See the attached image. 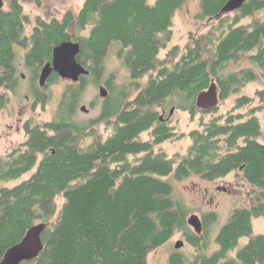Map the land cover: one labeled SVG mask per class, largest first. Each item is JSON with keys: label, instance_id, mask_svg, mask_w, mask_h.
<instances>
[{"label": "trees", "instance_id": "1", "mask_svg": "<svg viewBox=\"0 0 264 264\" xmlns=\"http://www.w3.org/2000/svg\"><path fill=\"white\" fill-rule=\"evenodd\" d=\"M188 1L84 0L76 12L42 21L33 36L25 37L22 6L9 0L11 11L0 20V112L9 104L8 93L17 90V47H30L25 67L36 78L56 46L78 43V62L91 73L83 77V86L85 80L100 79L106 54L116 44L135 91L113 93L101 117L82 125L75 120L82 88H75L63 97L52 121L27 131L25 152L0 157V183L32 172L14 186L0 187V262L32 226L44 223L43 250L21 264H148L151 254L178 234L198 254L190 261L176 251L171 264H264V234L254 235L253 226L264 216V135L257 116L264 108V90L256 93L262 107L243 95L218 116V108L197 107V97L212 85L224 103L248 84L263 81L264 0H247L228 14L221 12L230 0H200L197 18L210 21V27L192 35L183 51L179 46L168 50L176 12ZM59 79L53 74L45 87L32 81L35 107L45 108L46 87ZM171 99L202 120L188 134L187 153L172 160L156 150L176 136L160 121ZM96 123L111 126L112 133L105 138ZM144 133L148 140L142 139ZM236 170L257 200L233 213L210 255L207 238L188 225L189 211L173 181L193 175L215 181ZM214 222V213L204 215L206 233Z\"/></svg>", "mask_w": 264, "mask_h": 264}, {"label": "rangeland", "instance_id": "2", "mask_svg": "<svg viewBox=\"0 0 264 264\" xmlns=\"http://www.w3.org/2000/svg\"><path fill=\"white\" fill-rule=\"evenodd\" d=\"M42 1L44 6H39L38 0H21L26 13L34 14L33 16L36 13H40L46 18L55 17L60 20L67 11L76 12L79 10L84 0ZM149 1L154 2L155 0ZM199 1L189 0L176 12L173 37L168 50L174 46H179L181 51H183L190 44L192 35L205 32L210 27V21L201 22L197 18V14H199ZM117 51L118 45L116 44L108 50L100 79L93 78V80L90 78L85 80L83 86H79L80 84L78 85L71 80L59 79L57 82L46 87L50 100L45 108H42V106H34L31 83L32 74L26 69L24 58L20 55L17 61L19 80L16 93H8L9 104L0 112V157L8 155L27 141V136L24 131L17 132L15 126L20 117L24 120L30 119L35 125L44 126L54 119L63 97L75 88H82L80 103L75 116L76 122L82 125L94 123L102 115L105 99L100 96L101 85H105V83L109 85L110 96L113 93L115 94V92L122 91V89L134 92L133 80L123 65V62L118 58ZM166 52L163 51L161 58L165 57ZM21 74L25 75V79L20 78ZM147 79V77L143 79V82H146ZM261 90H264V78L263 81L248 84L242 88L239 95L231 97L224 103L220 101L216 115L218 116L233 109L236 99L241 97V95L253 98V106L262 107L260 103L261 99L256 94L257 91ZM168 102H172L173 104L167 109L166 118L169 120L167 124L174 129L176 136L170 140H166L156 150H161L162 153L172 160L187 153L191 144L188 134L200 128L202 120L201 115H197L193 119L189 112L182 110L179 106L180 102L178 99H171ZM82 107H86L88 112L81 111ZM172 109H174V112L171 115ZM162 113L163 110H161V115ZM212 116V114L206 116L205 120L212 118ZM257 116L261 121L264 135V108L257 113ZM95 126L96 130L105 138L112 133L111 126L97 123ZM141 137L143 140L149 139L147 133L142 134ZM261 141L264 142V136ZM31 175L32 172L18 181L2 182L0 183V187L14 186L21 180L31 177ZM170 178L165 179L170 180ZM173 183L177 198L182 199L189 211L188 218L192 215H198L204 218L205 214L214 213V224H210L207 233L204 232L201 236L202 238H207V253L210 255L218 249L216 244L217 235L221 228L228 223L233 213L238 209L249 207L257 200L254 194V188L244 179L241 170H236L228 176L215 181H206L200 176L193 175L182 181H173ZM253 226L254 235L264 234V216L255 219ZM190 228L194 232V229L192 227ZM178 241H183L184 245L179 250H176L175 244ZM247 242L248 239H242L240 241V247L244 246ZM176 251H179L181 255L190 261H193L198 254L197 250L188 243L186 238L182 234H178L166 246L153 252L149 257L148 264H171L170 257ZM232 255L234 256V254Z\"/></svg>", "mask_w": 264, "mask_h": 264}, {"label": "water", "instance_id": "3", "mask_svg": "<svg viewBox=\"0 0 264 264\" xmlns=\"http://www.w3.org/2000/svg\"><path fill=\"white\" fill-rule=\"evenodd\" d=\"M247 0H230L223 8L221 14L233 13L243 7ZM3 0H0V9L3 7ZM80 54V45L69 41L56 46L53 50L52 62L47 63L42 70L39 84L44 87L53 72L62 79H68L74 83L80 80L81 76L89 75L90 72L81 65L77 57ZM100 96L107 98L108 91L100 88ZM220 103L219 92L215 85L208 91L201 93L197 97V107L204 111L217 108ZM81 111L88 112L86 107ZM174 109L171 110V115ZM187 223L194 229L197 235L202 234L203 224L198 215H192L187 219ZM47 228V224L40 223L32 226L25 234L24 238L14 246L10 247L4 254L0 264H21L36 259L44 248L42 234ZM184 245L183 241L175 244V249L179 250Z\"/></svg>", "mask_w": 264, "mask_h": 264}, {"label": "flooded vegetation", "instance_id": "4", "mask_svg": "<svg viewBox=\"0 0 264 264\" xmlns=\"http://www.w3.org/2000/svg\"><path fill=\"white\" fill-rule=\"evenodd\" d=\"M18 1V3L22 6V9H23V14H22V28H23V31H24V33H23V35H25V37H31V36H33V34H34V32L37 30V29H39V27H40V23L42 22V21H46V22H52L54 19H58V18H55V17H49V18H46L44 15H42V14H38V13H36V15L35 16H33L32 14H29V13H26L25 12V9H24V6H23V3L21 2V0H17ZM3 7L0 9V20H1V17H2V15L3 14H5L4 15V17H8L7 16V13H9L10 11H11V6H10V2H9V0H3ZM42 3V4H41ZM38 5L39 6H44V3H43V1L42 0H38ZM39 9H41V8H39ZM28 31H30V32H28ZM0 32H1V28H0ZM30 49V47L29 48H27V50L26 49H24V48H22V47H17L16 48V50H17V53H18V56L20 57V55H22V57L24 58V62H25V55H26V53H27V51ZM77 60H78V57H77ZM52 62V61H51ZM51 62H49V63H51ZM46 65V64H45ZM44 65V66H45ZM25 66H26V63H25ZM43 66V67H44ZM43 67L40 69V70H38L37 72H36V78H32L31 77V83L33 84V82L32 81H35V84H39V80H40V76H41V73H42V70H43ZM27 70H30V69H28V68H26ZM31 72V71H30ZM31 74H33L32 72H31ZM53 74H56V75H58L57 73H55V72H53L52 73V75ZM91 74V73H90ZM90 74L89 75H84V76H90ZM51 75V76H52ZM16 76L18 77V73L16 74ZM50 76V77H51ZM84 76H81L80 77V80L78 81V82H76L78 85L79 84H81L82 83V80H83V77ZM59 77V76H58ZM20 78L21 79H25V75L24 74H21L20 75ZM60 78V77H59ZM50 79V78H49ZM48 79V80H49ZM60 79H62V78H60ZM48 80H47V83H48ZM68 80V79H67ZM46 83V84H47ZM41 87V86H40ZM45 87V86H44ZM100 88H105L107 91H108V96H107V98H104L105 99V103H106V101H107V99L109 98V96H110V88H109V85L107 84V83H105V85H101L100 86ZM104 103V104H105ZM34 106H35V100H34ZM166 115H167V111H163V113H162V115H161V118H160V121L161 122H163V123H168L169 122V120H168V118H166ZM32 121L30 120V119H28V120H24L22 117H20L18 120H17V122H16V129H17V132H20V131H24V133H25V135L27 136V140H28V135H27V131L29 130V129H34V128H36V125L35 124H32V125H35V126H31V127H29L28 128V124L29 123H31ZM28 147L26 146V144L24 143H22V145L19 147V148H17V149H14V150H21L22 152H25L26 151V149H27ZM13 150V151H14ZM44 156V154L42 153V154H39V159H42V157ZM201 218V217H200ZM201 220H202V224H203V232H202V234H200L199 236L201 237L202 235H203V233L205 232V230H206V226H205V223H204V218H201Z\"/></svg>", "mask_w": 264, "mask_h": 264}]
</instances>
